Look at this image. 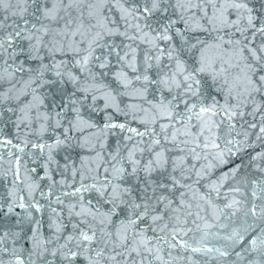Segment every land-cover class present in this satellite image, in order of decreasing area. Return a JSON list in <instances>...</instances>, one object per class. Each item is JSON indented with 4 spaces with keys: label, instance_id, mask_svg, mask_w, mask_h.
Instances as JSON below:
<instances>
[{
    "label": "snow or ice",
    "instance_id": "snow-or-ice-1",
    "mask_svg": "<svg viewBox=\"0 0 264 264\" xmlns=\"http://www.w3.org/2000/svg\"><path fill=\"white\" fill-rule=\"evenodd\" d=\"M0 264H264V0H0Z\"/></svg>",
    "mask_w": 264,
    "mask_h": 264
}]
</instances>
